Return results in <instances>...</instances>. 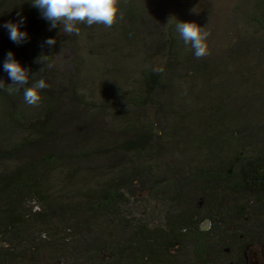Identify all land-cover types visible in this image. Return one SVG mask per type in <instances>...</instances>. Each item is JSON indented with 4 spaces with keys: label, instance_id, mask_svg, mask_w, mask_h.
Returning a JSON list of instances; mask_svg holds the SVG:
<instances>
[{
    "label": "trees",
    "instance_id": "1",
    "mask_svg": "<svg viewBox=\"0 0 264 264\" xmlns=\"http://www.w3.org/2000/svg\"><path fill=\"white\" fill-rule=\"evenodd\" d=\"M152 4L119 0L112 26L137 79L106 84L115 61L90 93L81 40L105 26L78 25L63 71L61 26L0 0V25L22 16L28 33L16 44L0 27V80L12 52L48 85L38 106L0 88V264H264V0H239L238 39L201 58L176 31L195 22H158Z\"/></svg>",
    "mask_w": 264,
    "mask_h": 264
},
{
    "label": "rangeland",
    "instance_id": "2",
    "mask_svg": "<svg viewBox=\"0 0 264 264\" xmlns=\"http://www.w3.org/2000/svg\"><path fill=\"white\" fill-rule=\"evenodd\" d=\"M152 10H156L157 14L164 17L158 22H164L165 18H180L187 17L188 20L194 21L195 24L205 28L210 33L207 38L209 47L215 49L226 50L232 46L238 39L237 33L231 31V28L237 26L242 29L245 24L240 21V15L236 11L238 9L239 0H152ZM62 28V25H60ZM61 36L64 45L56 60V65L60 70L68 71L73 68L72 56L73 51L71 45L72 35L63 33ZM232 32L231 36L229 35ZM229 33V34H228ZM85 37L82 41V46L88 57L87 64H84L83 75L84 79H80V83L85 86L87 92H100V79L95 75H99V70L111 67L117 62L112 71L105 72L103 80L105 83H115L118 86L124 85V81H135L141 69L139 58L136 53L129 51L126 48L127 43L124 42V37L119 34L117 27H105V31L100 33V39L92 41ZM86 41V42H85ZM97 42L98 46L95 50L89 51V47ZM92 52H100L95 55ZM102 52V53H101ZM116 57V58H115ZM104 83V81H103ZM103 87V84H102ZM119 87V86H118ZM254 256L260 261L262 259L258 247L252 249Z\"/></svg>",
    "mask_w": 264,
    "mask_h": 264
},
{
    "label": "clouds",
    "instance_id": "3",
    "mask_svg": "<svg viewBox=\"0 0 264 264\" xmlns=\"http://www.w3.org/2000/svg\"><path fill=\"white\" fill-rule=\"evenodd\" d=\"M32 4L41 10L43 18L50 22L51 28L62 25L61 31L69 35H79L80 28L78 25L80 24L89 27L94 24H101L111 28L118 20L123 19L119 0H32ZM24 22V18L20 16L17 22L8 21L0 27L8 31L9 39L12 42L22 44L26 43L28 39V33L21 30ZM176 31L185 45H190L194 50L196 58L208 54L207 38L210 33L205 28L195 23L177 19ZM45 43L52 46L56 44V40L49 38ZM2 67L12 84L6 85L3 80H0V88L7 86L9 91L23 89L25 103L29 106H38L41 101V90L48 87L45 80H33V76L29 75L30 70L16 60L12 52L7 54Z\"/></svg>",
    "mask_w": 264,
    "mask_h": 264
}]
</instances>
